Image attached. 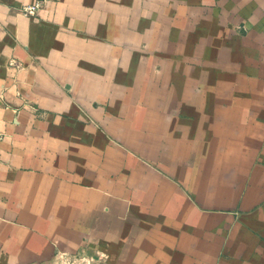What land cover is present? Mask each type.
Returning a JSON list of instances; mask_svg holds the SVG:
<instances>
[{
    "label": "crops",
    "instance_id": "0c3cea01",
    "mask_svg": "<svg viewBox=\"0 0 264 264\" xmlns=\"http://www.w3.org/2000/svg\"><path fill=\"white\" fill-rule=\"evenodd\" d=\"M0 138V264H264V0H0Z\"/></svg>",
    "mask_w": 264,
    "mask_h": 264
},
{
    "label": "rangeland",
    "instance_id": "374dc122",
    "mask_svg": "<svg viewBox=\"0 0 264 264\" xmlns=\"http://www.w3.org/2000/svg\"><path fill=\"white\" fill-rule=\"evenodd\" d=\"M57 264H86L84 260H80L78 256H63Z\"/></svg>",
    "mask_w": 264,
    "mask_h": 264
},
{
    "label": "built area",
    "instance_id": "2783aa9c",
    "mask_svg": "<svg viewBox=\"0 0 264 264\" xmlns=\"http://www.w3.org/2000/svg\"><path fill=\"white\" fill-rule=\"evenodd\" d=\"M36 9H37V6L24 9V14L33 15L35 13ZM0 140H1V138H0Z\"/></svg>",
    "mask_w": 264,
    "mask_h": 264
}]
</instances>
